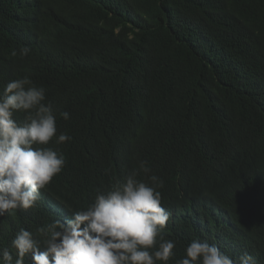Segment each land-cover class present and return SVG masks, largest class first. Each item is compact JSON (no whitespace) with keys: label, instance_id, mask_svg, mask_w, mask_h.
I'll return each mask as SVG.
<instances>
[{"label":"trees","instance_id":"obj_1","mask_svg":"<svg viewBox=\"0 0 264 264\" xmlns=\"http://www.w3.org/2000/svg\"><path fill=\"white\" fill-rule=\"evenodd\" d=\"M24 76L72 139L48 145L65 165L36 205L0 216V248L136 171L163 180L167 264L194 238L264 264V0H0V93Z\"/></svg>","mask_w":264,"mask_h":264},{"label":"clouds","instance_id":"obj_2","mask_svg":"<svg viewBox=\"0 0 264 264\" xmlns=\"http://www.w3.org/2000/svg\"><path fill=\"white\" fill-rule=\"evenodd\" d=\"M30 51L27 46L19 50L21 56ZM16 113L24 114L23 122L14 118ZM59 115L70 118L67 111ZM57 133V112L46 101L44 87L28 76L6 84L0 93V216L34 207L41 190L61 173L65 157L48 145L72 137ZM141 168L150 172L145 162ZM162 187L157 175L145 181L132 171L107 191H98L86 208L71 211L66 222L57 219L41 227L42 242L21 228L11 247L0 248V264H25L26 258L32 264H167L176 242L163 235L171 213L162 206ZM185 251L176 264H254L248 252L234 259L199 238Z\"/></svg>","mask_w":264,"mask_h":264}]
</instances>
